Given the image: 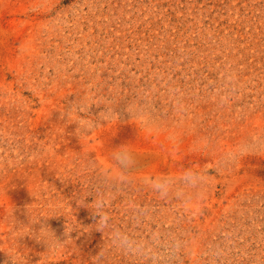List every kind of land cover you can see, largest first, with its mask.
I'll return each mask as SVG.
<instances>
[{
    "label": "rangeland",
    "instance_id": "obj_1",
    "mask_svg": "<svg viewBox=\"0 0 264 264\" xmlns=\"http://www.w3.org/2000/svg\"><path fill=\"white\" fill-rule=\"evenodd\" d=\"M0 264H264V0H0Z\"/></svg>",
    "mask_w": 264,
    "mask_h": 264
}]
</instances>
